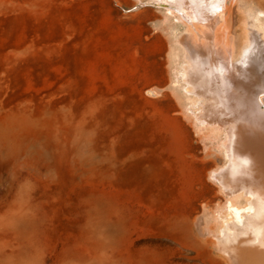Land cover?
Returning <instances> with one entry per match:
<instances>
[{
  "label": "rangeland",
  "instance_id": "rangeland-1",
  "mask_svg": "<svg viewBox=\"0 0 264 264\" xmlns=\"http://www.w3.org/2000/svg\"><path fill=\"white\" fill-rule=\"evenodd\" d=\"M132 9L0 0V264H229L192 223L224 201L207 175L221 155ZM246 18L227 2L233 58Z\"/></svg>",
  "mask_w": 264,
  "mask_h": 264
},
{
  "label": "bare ground",
  "instance_id": "bare-ground-1",
  "mask_svg": "<svg viewBox=\"0 0 264 264\" xmlns=\"http://www.w3.org/2000/svg\"><path fill=\"white\" fill-rule=\"evenodd\" d=\"M228 1L154 4L172 23L171 87L194 128L206 131L204 146L222 158L207 175L224 201L212 212L203 206L192 223L229 264H264V126L258 104L264 100V9L241 0L247 37L233 58L230 38L220 36ZM147 92L158 93L152 87Z\"/></svg>",
  "mask_w": 264,
  "mask_h": 264
},
{
  "label": "crops",
  "instance_id": "crops-1",
  "mask_svg": "<svg viewBox=\"0 0 264 264\" xmlns=\"http://www.w3.org/2000/svg\"><path fill=\"white\" fill-rule=\"evenodd\" d=\"M126 1L129 3L130 6H133L132 10L134 11V15L132 19H133L134 28H138V27L147 28V32L145 33V37L148 39L147 42H145V46L149 51L147 52V54L162 55V53L156 52V49L152 48V43L154 42L158 45L159 48L164 49V51H167V53L165 54L169 56V60H170L171 53L175 43L173 41V37L171 36L169 29L171 25V20L169 18H166L167 14H165L164 8L162 6H159V8L163 12V14H161L158 11L157 7L151 5L150 2L154 4V0H149L150 2H148V0H126ZM152 27L155 29L153 30ZM180 29L183 33L188 32L186 28L181 27ZM170 65H171L170 68L172 74L171 60H170ZM171 83H172V79H171ZM157 88L161 91L163 90V88L160 87Z\"/></svg>",
  "mask_w": 264,
  "mask_h": 264
},
{
  "label": "snow or ice",
  "instance_id": "snow-or-ice-1",
  "mask_svg": "<svg viewBox=\"0 0 264 264\" xmlns=\"http://www.w3.org/2000/svg\"><path fill=\"white\" fill-rule=\"evenodd\" d=\"M181 2H185V0H181ZM187 2H191V0H187ZM216 2L218 3H223L224 0H216ZM264 59V58H262ZM264 70V69H262ZM254 103V106H255V103L257 102H253ZM258 104H259V108L261 109L259 115H260V118H261V125L264 126V100H261V101H258Z\"/></svg>",
  "mask_w": 264,
  "mask_h": 264
}]
</instances>
